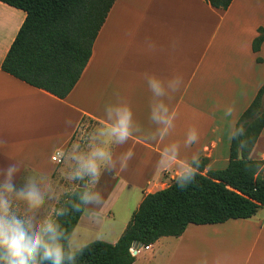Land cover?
I'll return each instance as SVG.
<instances>
[{
	"label": "crops",
	"instance_id": "crops-1",
	"mask_svg": "<svg viewBox=\"0 0 264 264\" xmlns=\"http://www.w3.org/2000/svg\"><path fill=\"white\" fill-rule=\"evenodd\" d=\"M25 19L0 1V182L11 166L19 187L34 174L53 193H71L82 181L68 179L74 146L87 153L99 145L92 136L109 109L128 106L132 135L110 145V170L83 179L98 200L85 204L76 226L81 239L116 244L145 196L166 189L176 170L200 158L209 159L207 170L228 166L236 125L264 86V42L253 51L264 29V0H233L226 10L206 0H116L64 100L2 70ZM149 76L161 80L163 95L153 94ZM161 103L172 117L166 130L152 119ZM263 154L264 129L251 158ZM216 233H224V246L215 244ZM207 248L212 264H264V208L251 219L189 225L182 236L163 237L144 252L151 264H200L197 252ZM139 255L133 264H140Z\"/></svg>",
	"mask_w": 264,
	"mask_h": 264
},
{
	"label": "trees",
	"instance_id": "trees-1",
	"mask_svg": "<svg viewBox=\"0 0 264 264\" xmlns=\"http://www.w3.org/2000/svg\"><path fill=\"white\" fill-rule=\"evenodd\" d=\"M26 13L2 70L58 99L73 91L85 71L94 43L116 0H0ZM226 10L233 0H206ZM253 42L258 52L264 29ZM264 129V86L240 117L232 138L230 160L223 170H207L209 159L189 165L194 178L181 188L174 180L166 189L145 196L116 244L95 241L76 264H133L132 247H146L163 237H180L189 225H216L251 219L264 208V162L251 158ZM65 195L54 220L70 234L85 209L80 199L86 180Z\"/></svg>",
	"mask_w": 264,
	"mask_h": 264
},
{
	"label": "clouds",
	"instance_id": "clouds-1",
	"mask_svg": "<svg viewBox=\"0 0 264 264\" xmlns=\"http://www.w3.org/2000/svg\"><path fill=\"white\" fill-rule=\"evenodd\" d=\"M148 86L154 95L161 96L164 87L159 78L148 77ZM152 119L165 125L171 123V115L165 105L158 104L152 110ZM132 111L126 105H116L109 109L107 120L97 127L92 140L100 141L87 153L76 152L75 147L70 153L75 161V168L68 179L83 180L85 177L95 181L102 169H111L112 152L110 145L119 144L132 135ZM194 135L189 136V141ZM127 155H130L127 154ZM167 152L162 153L166 156ZM4 181L0 182V264H76L78 256L91 241L79 237V228L74 227L70 234L57 223L51 215L36 220L31 215L18 214L13 200L24 201L29 209L39 205L46 194L50 195L49 183L40 176L27 174L22 187L13 182L15 167L3 169ZM161 171H168L167 168ZM197 173L191 165H185L175 171L174 179L183 188ZM83 203L98 200V195L87 188L81 193ZM60 215L62 210H55ZM99 238V237H97Z\"/></svg>",
	"mask_w": 264,
	"mask_h": 264
},
{
	"label": "rangeland",
	"instance_id": "rangeland-1",
	"mask_svg": "<svg viewBox=\"0 0 264 264\" xmlns=\"http://www.w3.org/2000/svg\"><path fill=\"white\" fill-rule=\"evenodd\" d=\"M48 183L50 182L48 181ZM66 193H62V192L53 193L52 190L50 189V195L46 194L42 202L32 209H29L24 201L13 200V203L16 205L18 214L31 215L36 220H41V221L49 217V215H51L52 218L54 219L56 216L55 210L57 209V206L59 205L61 199L66 195ZM207 251L208 248L205 250V252L203 251L197 252L198 254L197 257L199 259L200 264H209L211 260V256ZM188 261L189 262H186L185 264H193L194 262V260L191 259H188ZM138 263L151 264V259L146 252L142 251L138 257Z\"/></svg>",
	"mask_w": 264,
	"mask_h": 264
},
{
	"label": "built area",
	"instance_id": "built-area-1",
	"mask_svg": "<svg viewBox=\"0 0 264 264\" xmlns=\"http://www.w3.org/2000/svg\"><path fill=\"white\" fill-rule=\"evenodd\" d=\"M53 161H58L61 162V160L58 158V156H54L52 158ZM262 161L264 162V154L262 156ZM151 249V246H146V247H132L130 249L131 255L136 258L142 251H148Z\"/></svg>",
	"mask_w": 264,
	"mask_h": 264
},
{
	"label": "bare ground",
	"instance_id": "bare-ground-1",
	"mask_svg": "<svg viewBox=\"0 0 264 264\" xmlns=\"http://www.w3.org/2000/svg\"><path fill=\"white\" fill-rule=\"evenodd\" d=\"M216 234H220V236L219 237H221V238H219V241H217L215 244H217V245H223L224 246V244L221 242L222 241V237H224V233H216ZM203 243H201V245H202ZM206 247H208V246H206ZM214 262V261H213ZM209 264H212V263H210L209 262Z\"/></svg>",
	"mask_w": 264,
	"mask_h": 264
}]
</instances>
